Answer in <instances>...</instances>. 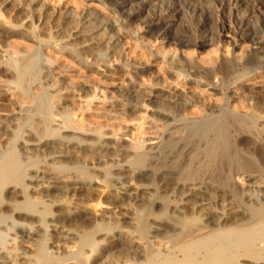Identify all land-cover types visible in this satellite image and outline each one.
I'll return each mask as SVG.
<instances>
[{
  "label": "bare ground",
  "instance_id": "bare-ground-1",
  "mask_svg": "<svg viewBox=\"0 0 264 264\" xmlns=\"http://www.w3.org/2000/svg\"><path fill=\"white\" fill-rule=\"evenodd\" d=\"M20 1L0 0V264H264V0Z\"/></svg>",
  "mask_w": 264,
  "mask_h": 264
},
{
  "label": "rangeland",
  "instance_id": "rangeland-1",
  "mask_svg": "<svg viewBox=\"0 0 264 264\" xmlns=\"http://www.w3.org/2000/svg\"><path fill=\"white\" fill-rule=\"evenodd\" d=\"M86 2V3H85ZM212 2L213 3H215L216 2V0L214 1V0H212ZM28 3H29V1L28 0H21L20 2H19V7H23V8H26V9H28L29 7L30 8H32V10H33V13L35 14V15H37V14H39V13H43V14H45V15H47V16H51L52 15V17L53 16H55V14H52L51 12H52V10H51V8H48L47 6L45 7V8H41L39 5H33V4H31L30 6H28ZM84 3L86 4V5H84V10H86V11H88V13L90 12H93V13H97V15L99 14L98 13V8H94V7H92V6H89L88 5V1L87 0H85L84 1ZM217 3V2H216ZM133 4V3H132ZM33 5V6H32ZM208 6H201L200 8L201 9H205L206 8V11H208L209 12V9L210 8H207ZM40 8V9H39ZM63 11H64V9H60L59 10V12H61V13H63ZM65 12V11H64ZM50 13V14H49ZM67 13L68 14H73V13H69L68 11H67ZM145 13H147V11H145ZM148 14V13H147ZM83 15H85V12H83ZM186 15H188V19H187V17H184L185 19H187V20H191L192 19V17H193V15H192V12H191V10H188V13L186 12ZM185 15V16H186ZM191 15V17H189ZM89 18H91V17H86L84 20H83V22H85V21H87ZM191 18V19H190ZM87 19V20H86ZM143 19V16L141 17V20ZM193 20V19H192ZM259 29H257L255 32L256 33H259L260 32V30L258 31ZM99 33H95L94 35H98ZM100 35V34H99ZM144 67H145V77L146 78H148V80H150V81H148V83H153V84H157V83H160V82H163V79H162V76H163V70H161V71H158V63L157 62H152V61H150V62H148V63H146V64H144ZM102 75V76H101ZM82 76L83 77H88L87 76V73H82ZM64 79V80H63ZM61 80H63V81H65L66 80V78L64 77V76H61ZM91 80L94 82H96L97 80H98V82H100L101 84H105L106 85V83H108V84H110V82H111V84L113 83V84H115V85H117V84H119L120 83V80L118 79V77L115 75V76H113L112 78H111V80H109L108 81V78L106 79V77H104L103 76V74L102 73H100V72H97V73H94L93 74V76L91 77ZM168 81V80H167ZM256 81V80H255ZM102 82H104V83H102ZM254 82V81H253ZM253 82H250V81H248V82H245L244 83V85H242L243 87H247V88H250V89H253L254 91H258L257 89H260L261 90V88H260V86H259V83L258 84H254L253 85ZM168 82H166V84H167ZM1 86V85H0ZM169 86H173V84L171 85H169ZM259 87V88H258ZM263 87H264V85H263ZM186 88V87H185ZM3 89L0 87V92H4V91H2ZM173 90H175V91H177L178 90V88L177 87H173ZM183 91V93H185L186 94V92L187 93H191L190 91V89H187V90H185V89H181L179 92H182ZM6 95L8 94V93H5ZM3 96L2 97V99H3V101L5 102V103H7L8 105H10V104H16V102H17V100L16 99H14L15 97H11V98H9L10 97V95L9 96ZM8 110H9V112H8V114H11V111H12V108H8ZM5 113H6V111L3 113L4 115H5ZM103 191V190H102ZM96 193L97 194H101V192H100V190L98 191H96Z\"/></svg>",
  "mask_w": 264,
  "mask_h": 264
}]
</instances>
